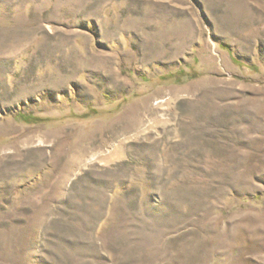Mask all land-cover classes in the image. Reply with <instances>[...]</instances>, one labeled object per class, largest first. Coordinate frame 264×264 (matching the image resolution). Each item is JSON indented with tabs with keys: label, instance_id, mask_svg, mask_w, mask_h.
<instances>
[{
	"label": "rangeland",
	"instance_id": "374dc122",
	"mask_svg": "<svg viewBox=\"0 0 264 264\" xmlns=\"http://www.w3.org/2000/svg\"><path fill=\"white\" fill-rule=\"evenodd\" d=\"M0 264H264V0H0Z\"/></svg>",
	"mask_w": 264,
	"mask_h": 264
},
{
	"label": "trees",
	"instance_id": "16d2710c",
	"mask_svg": "<svg viewBox=\"0 0 264 264\" xmlns=\"http://www.w3.org/2000/svg\"><path fill=\"white\" fill-rule=\"evenodd\" d=\"M187 75H190L189 73H185V72H181V77H186ZM193 76H189V78H192ZM16 118L22 122V123H26V124H35L38 123L40 121H42L41 118L35 117V116H30V115H25L22 113H19Z\"/></svg>",
	"mask_w": 264,
	"mask_h": 264
},
{
	"label": "bare ground",
	"instance_id": "6f19581e",
	"mask_svg": "<svg viewBox=\"0 0 264 264\" xmlns=\"http://www.w3.org/2000/svg\"><path fill=\"white\" fill-rule=\"evenodd\" d=\"M97 157H98V156H97ZM117 157H118V153L115 154V155H113V158H112V159L117 158ZM100 159H101L102 162L110 160V159H107V158H104V157H103V158L100 157ZM92 160L96 161L97 159L95 160V158H94V159H91V161H92Z\"/></svg>",
	"mask_w": 264,
	"mask_h": 264
}]
</instances>
